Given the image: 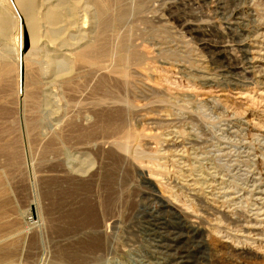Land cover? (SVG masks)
I'll return each mask as SVG.
<instances>
[{
    "label": "rangeland",
    "instance_id": "rangeland-1",
    "mask_svg": "<svg viewBox=\"0 0 264 264\" xmlns=\"http://www.w3.org/2000/svg\"><path fill=\"white\" fill-rule=\"evenodd\" d=\"M36 1L65 21L0 39V264H264V0Z\"/></svg>",
    "mask_w": 264,
    "mask_h": 264
},
{
    "label": "bare ground",
    "instance_id": "bare-ground-1",
    "mask_svg": "<svg viewBox=\"0 0 264 264\" xmlns=\"http://www.w3.org/2000/svg\"><path fill=\"white\" fill-rule=\"evenodd\" d=\"M9 1H10L11 5H8L5 0H0V39H3V40L13 39L15 41V38H14L15 32L19 31V36H17L19 38L18 39V43H19L18 46L21 48H24L25 46L24 47H22V46L25 44H23L20 41V37L23 36V39H25L24 36H25L26 32L28 31L29 32V38L32 41V45H33L32 47H34V45H35L36 49H40L39 44L42 43L43 36H44V35L43 36L41 35V31H40L41 26L39 24L40 23L39 16L41 13H45V15L47 16V19L50 20L52 23H56L57 25H59L60 22L65 21L64 19H62L60 14L56 13V12L61 11L58 8L55 10H52V11L50 9L46 10L45 8L41 9V5L43 4V2L38 5L36 0H9ZM64 1L63 0H57L58 3L56 2L55 6L61 5V3L64 4L63 3ZM45 2L47 4L51 3V1L50 2L45 1ZM59 2H61V3H59ZM73 5H75V4H73ZM14 6L17 7V9ZM81 7H82L81 3H77V5H75V6H68L66 10H68L70 15H74L75 17H73V19L76 20L81 16V10H82ZM70 25H72V24H70ZM52 28H51V30H49L50 35L51 34L55 35V36H53V37H55V39L52 38V40H56V39H59V41L63 40V39H60V37H56V34L58 32H60L59 31L61 29L60 26H58V29L57 28L55 29L54 27H52ZM45 36H46L45 38H47L48 34L46 33ZM61 44L63 45V43H61ZM67 45H69V44H67ZM32 47L30 49H33ZM30 49H28V50H30ZM92 53H95V52H92ZM53 61L57 65V69H59L60 71H62L63 69L66 68V65H67L66 62L67 61L64 58H61V59H58V57L55 59L53 58Z\"/></svg>",
    "mask_w": 264,
    "mask_h": 264
},
{
    "label": "water",
    "instance_id": "water-1",
    "mask_svg": "<svg viewBox=\"0 0 264 264\" xmlns=\"http://www.w3.org/2000/svg\"><path fill=\"white\" fill-rule=\"evenodd\" d=\"M28 35L29 34H26V36H25V39H26V47H29V44H30V40L28 38Z\"/></svg>",
    "mask_w": 264,
    "mask_h": 264
}]
</instances>
